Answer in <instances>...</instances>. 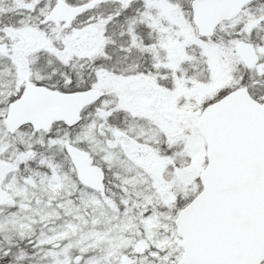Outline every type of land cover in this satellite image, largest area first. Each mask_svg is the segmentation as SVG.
I'll use <instances>...</instances> for the list:
<instances>
[{
    "label": "snow or ice",
    "instance_id": "1",
    "mask_svg": "<svg viewBox=\"0 0 264 264\" xmlns=\"http://www.w3.org/2000/svg\"><path fill=\"white\" fill-rule=\"evenodd\" d=\"M0 264H264V0H0Z\"/></svg>",
    "mask_w": 264,
    "mask_h": 264
}]
</instances>
